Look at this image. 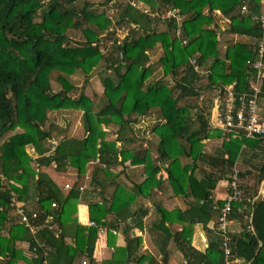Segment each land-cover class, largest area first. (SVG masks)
<instances>
[{"label":"trees","instance_id":"16d2710c","mask_svg":"<svg viewBox=\"0 0 264 264\" xmlns=\"http://www.w3.org/2000/svg\"><path fill=\"white\" fill-rule=\"evenodd\" d=\"M113 1L115 21L97 13L90 0H0V264H167L173 246L183 264H264V162L252 165L251 186L244 183L251 169L238 167L264 153V135L244 137L243 130L212 124L226 87L234 85L235 109L243 94H251L252 65L264 40V0H104L98 6ZM169 9L182 18L158 16ZM215 12L229 19L226 29ZM113 22L129 27L121 41L110 32ZM103 34L113 36L108 54L101 50ZM158 45L163 53L154 63L150 53ZM102 61L116 81L103 78L96 102L84 91L71 97L69 74L88 78ZM193 61L208 69L206 85ZM156 64L162 75L151 79ZM53 80L61 90L53 91ZM260 88L264 103V80ZM210 91L202 105L195 103ZM61 109L82 112L83 137L68 135L69 122L43 128L50 112ZM153 115L159 121L149 125ZM141 127L156 136L148 141L155 158L151 148L135 147L140 131L147 133ZM107 132L116 139L107 140ZM207 139L221 140L214 153L204 151ZM91 162L89 187L77 180L67 189L60 185L73 170L81 177ZM132 168L141 175L132 176ZM162 169L172 196L184 198L185 208L153 203L156 217L145 223L144 201L161 186ZM235 171L240 195L227 220L238 225L224 231L218 224L225 201L215 200L213 191ZM81 202L93 225L79 221ZM19 207L35 232L21 220ZM128 218L132 225L121 223ZM197 226L206 243H194ZM100 228L111 248L103 261L94 257ZM133 229L147 232L155 256L142 251L143 236L132 235ZM111 230H122L124 246L115 245Z\"/></svg>","mask_w":264,"mask_h":264},{"label":"rangeland","instance_id":"374dc122","mask_svg":"<svg viewBox=\"0 0 264 264\" xmlns=\"http://www.w3.org/2000/svg\"><path fill=\"white\" fill-rule=\"evenodd\" d=\"M90 1L95 4V6L93 8L95 9V11L97 13H103L106 17L112 18L115 21L114 14L117 13V11H116L117 9H116V7H114V8L111 7L114 4V1L109 3L107 6H104V7L103 6H98V5H101V3L104 2V0H90ZM116 1L118 2V4L119 3H125V0H116ZM137 6H141L140 8H142L144 12H149L150 11L149 6L143 5L142 3H137ZM263 8H264V6H263ZM168 11H176V10H170L169 9ZM168 11L163 12L162 14L158 13V16H160L163 19L164 17H169L170 15L173 14V12L170 13ZM154 15H156V14H154ZM154 15L152 14L151 16H154ZM176 17L178 19L182 18V16L180 17L177 14H176ZM215 18H216V21L219 22V25H220L221 29L224 30V29L227 28L228 23H229V19H226L225 17H223L222 14H220L218 12H215ZM37 20H38V18H37ZM114 23L115 22L112 23L113 27L111 26V31L110 32H114L115 36L119 39V41H121L122 38L124 36H126V34L128 33L129 27H128V25H125V26L121 27L118 24L114 25ZM104 34H105V32H104ZM104 34L102 35L103 38H102V43L100 45H101V50L103 51V53L108 54L109 52L112 51V48H113V46H112L113 44H112V41H111L113 36L112 37L108 36L107 38H105ZM224 36H225V39L230 38L228 35H224ZM76 38L78 39V37H76ZM162 53H163V50L158 45L150 53L151 62H154V63L157 62L158 63V59L160 58ZM191 60H193V58H191ZM192 65H193V63H192ZM197 67H198V69L200 71V78H201L200 84L206 85L207 84L206 75H207L208 69L200 68L199 66H197ZM102 68L104 70H102ZM153 70H154V73H153L154 75H153V77L151 79L161 77L162 72H161V69H160L158 64L153 66ZM66 71H68V70H66ZM66 71H64V72H66ZM69 76H70L71 83L75 86V88L70 92L71 97H77L82 91H84L85 95L90 97L91 99H93L95 102L98 100V98L100 96H102L103 88H104L103 87V78L108 76V77H111L113 80L116 81L115 72L112 69L106 68V64L103 61L100 62L96 68L91 70L90 74L88 75V78H87L86 75L80 73L79 71L75 72L74 74H69ZM166 79L171 83V85L173 84L172 79H170L169 77H167ZM52 89H53L54 92L61 90L62 89L61 88V84L59 82L53 80L52 81ZM212 93H214V92L213 91H210V92H207V93L203 92L201 97L199 98V100H197V102H195V103L199 104V105H202L203 99H206L208 96L212 95ZM81 114H82V112L80 110H75V109H61V110H58V111H52L49 114V120L43 124V128L44 129H48L49 124L52 125L51 122L56 123V125H59L60 127H65V125H66L65 123L69 122L70 127L68 129V135L71 136V137L81 138V137L84 136V128L82 126ZM156 121H159V119L157 118L156 115H153V117L150 119V121H148V124L151 125V124L155 123ZM108 128H109V126H108ZM141 128H143L144 130L147 129V127L146 128L141 127ZM105 129H107V128L105 127ZM136 131H139L138 128L136 129ZM146 131H147V133L145 131H143V132L140 131L142 137L139 139V142L136 143L135 147L136 148H151V151H152L151 157L155 158L156 155H157L156 151H154L155 148L153 150V146H151L152 144L150 145V143L148 141L150 140V141H152L154 143V141L156 140V136L152 132H149L148 129ZM106 138H107V140H111V141L116 139L115 132H107ZM234 140H236V138ZM2 141L3 140H0V143ZM238 141L239 140H237V142ZM203 144H204V151L209 152V153H214V149L221 145V140L220 139H217V140L207 139V140L203 141ZM27 150L33 154V151H32L30 146H27ZM250 160H251V163L250 164H246L243 167L241 166V164L240 165L238 164L239 169H241L243 171L251 169L252 174L250 176L244 178V180H245L244 183L249 185V186L253 185L254 180L256 178V171H255V169L252 168V165L260 166L264 162V153H259L258 157L251 158ZM184 162H185V160L183 161V163ZM239 162H241V159L239 160ZM94 165H95V163L91 162L87 166L86 173L83 174L79 178H78L76 172L73 170L74 175L71 176V177L67 176L68 180H61L60 179V182H59V183H61L60 185H62V187H64L65 184H71V182H73V181L75 182L77 180L80 185H83V187H87V185L89 187V184L91 182V170H92ZM128 165H130V164H128ZM119 170H121V167H117V169H115V171H119ZM131 171H134V170L131 169ZM116 173H118V172H116ZM131 175L132 176H134V175L138 176V174H136L135 171L133 173H131ZM139 175H141V173ZM160 176H162V175L160 174L158 177H160ZM61 181H64V182H61ZM220 183L227 187L228 182H225L224 180H222ZM164 185H166V186H164ZM154 189H155L154 190L155 194H154L152 199H154L155 202H158L159 205H163V206H165L168 209L173 208V207L185 208L184 204H186V201H185L184 198L183 199L180 198V200L178 202H173L172 204H170V202L168 201V196L167 195H171V197H174V198H176V197L172 196V189L169 186V183L167 181H165V180L163 181L162 180L161 186L157 187V188H154ZM108 190L110 191L111 189L107 188V191ZM213 196H214V198L216 196L214 191H213ZM177 198H179V197H177ZM145 200H147V201H144L145 202L144 204H145V206H147L148 205V201H151V200H148V199H145ZM141 202H142L141 199L137 200V204H140ZM152 208H153V210L149 209L150 214L148 213V215H146V217L143 218L145 223L151 222L156 217V214L153 213L154 207H152ZM131 221L132 220L126 219L125 222L121 221V223L125 224L126 226L127 225L130 226L133 223ZM175 225H177V224H175ZM175 225L173 227L174 230H176ZM179 226L180 225L178 224L177 227H179ZM121 229L122 230L124 229V227L122 228V225H121ZM137 232H138L137 229L136 230L133 229L131 231V234L134 235V234H137ZM120 233H121L120 230L117 231V234L120 235ZM102 235L105 236V233L102 234ZM146 243H147V246H150L148 248L152 249V251L155 252V250H153L154 246L152 244H149V240L148 239H147ZM204 243H206V241H204ZM21 247L25 248L26 245L25 246L21 245ZM171 249L176 251V247L175 246L171 247ZM19 264H21V263H19ZM82 264H88L87 260H85V262L82 263Z\"/></svg>","mask_w":264,"mask_h":264},{"label":"built area","instance_id":"2783aa9c","mask_svg":"<svg viewBox=\"0 0 264 264\" xmlns=\"http://www.w3.org/2000/svg\"><path fill=\"white\" fill-rule=\"evenodd\" d=\"M168 12H173L170 16L176 17L175 11ZM192 63L195 65V69L198 70L196 61H193ZM252 67L254 69V74L252 79L249 81L251 94H243L240 98V106L235 109V96L233 93L234 85L232 84L226 87L227 95L224 99V104L222 106H217L218 108L216 109V114L212 123L214 126L221 128H231L236 133H238V130H243L244 137H250L256 134L264 135V103H262L259 98V94L261 92V82L264 80V40L259 43L258 56ZM237 180V172L235 171L231 180L228 181V191L224 197L225 202L220 210L218 226L224 231L227 230L228 225L230 224L229 220H227V216L230 214L231 204L233 201H237V198L240 195ZM65 188H69V185H65ZM18 214L21 216V220L26 223V225H29L31 231L35 232L37 228L29 224L30 216L25 214L22 207L18 208ZM35 217L36 215L33 214L32 218ZM93 224V222H89V225ZM111 232L113 234H117V231L115 230H111ZM99 233L102 235L105 231L100 228ZM224 245L225 253L228 256L230 254V248L227 244ZM42 264H46V261ZM227 264L229 263L227 262Z\"/></svg>","mask_w":264,"mask_h":264},{"label":"crops","instance_id":"0c3cea01","mask_svg":"<svg viewBox=\"0 0 264 264\" xmlns=\"http://www.w3.org/2000/svg\"><path fill=\"white\" fill-rule=\"evenodd\" d=\"M132 169L135 171V168H132ZM133 172L131 171V173H133ZM136 174H138V176H139L140 173L137 172ZM160 174L163 177L162 176L158 177ZM73 175H74V172L68 173V176H70V177L73 176ZM166 177H167V173H166V171L164 169H162L157 174V180H159V178H160L161 181L162 180L164 181L166 179ZM220 182H219V184L217 185V187L214 190L215 195H216L215 196V200H222V199H224L225 194H226V189H225L226 186L222 185ZM164 186H166V185H164ZM167 196H168V201L170 202V204H172L173 202H178L180 200V198H177V197L174 198V197H171V195H167ZM153 203L158 204V202H155L154 199H152L151 201H148V205L146 206V207H148V211L145 212V214H144L145 216L144 217H146V215H148V213L150 214L149 209H152L153 210L152 207H155ZM78 219L83 224H87L89 222L88 208H87V205L84 204L83 202L79 203V205H78ZM129 220H131V219H129ZM230 224H231L232 227L235 226V228H237V225L238 224H237L236 221H233ZM177 225H175V227H176V230L179 231L180 230V226L177 227ZM121 231L122 230H120V232ZM137 235H142L143 236V247H142V251H145L146 250V251L150 252L153 256H155L154 251H152V249H149L148 248L150 246H147L146 241H147V239L149 240V237H148L147 232L146 231H142L141 232L140 230H138ZM193 236H194L193 241H194V243L196 245L199 242V238L201 239V242L202 243H204V241H206V235H205L203 229L200 226H197L196 231H195V233H194ZM125 243H126L125 236L123 235L122 232L120 233V235L119 234L115 235V245L116 246H124ZM149 244H151L150 241H149ZM153 250H155L154 247H153ZM110 255H111V248L108 246V236L101 235L98 238V241L96 243V247H95V251H94V257L97 260H99V261H103L105 259H109L110 258ZM183 263H184V259L182 258V255L180 254V252H178V250H176V251H173L172 252V254H171V256H170L169 261H168L167 264H183Z\"/></svg>","mask_w":264,"mask_h":264}]
</instances>
